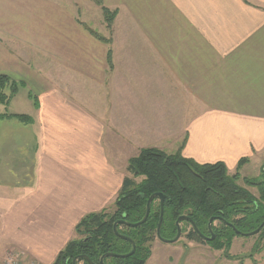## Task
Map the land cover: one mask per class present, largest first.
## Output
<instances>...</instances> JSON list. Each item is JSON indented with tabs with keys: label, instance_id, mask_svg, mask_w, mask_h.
<instances>
[{
	"label": "crops",
	"instance_id": "crops-1",
	"mask_svg": "<svg viewBox=\"0 0 264 264\" xmlns=\"http://www.w3.org/2000/svg\"><path fill=\"white\" fill-rule=\"evenodd\" d=\"M246 1L101 0V35L74 4L0 0V74L18 84L0 103V262L51 264L142 148L260 168L264 0Z\"/></svg>",
	"mask_w": 264,
	"mask_h": 264
},
{
	"label": "trees",
	"instance_id": "trees-1",
	"mask_svg": "<svg viewBox=\"0 0 264 264\" xmlns=\"http://www.w3.org/2000/svg\"><path fill=\"white\" fill-rule=\"evenodd\" d=\"M95 2L100 5L105 25L111 31L116 10L104 6L101 0ZM96 36L110 42V38L99 34ZM107 59L111 65L110 48ZM17 85L9 76L0 74V103L8 101L15 94ZM6 89L8 94L5 93ZM13 115L30 120L25 114ZM246 161L247 158L240 159L238 167ZM126 172L114 200L115 210L112 214L104 210L85 214L75 225L76 237L59 250L51 264H72L74 256L83 254L94 264H101L99 258L104 252H128L130 242L115 234L113 223L118 219L139 221L145 212L146 199L153 192L163 194L160 226L163 238L174 237L175 221L184 215L179 223H186L189 227L186 229L180 225L185 236L190 240L207 242L191 222L201 233L210 235L207 223L213 217L218 226L212 223L214 239L208 242L228 246L233 236L242 235L236 233L234 228L249 232L257 228L264 218V166L257 178L245 179V184L255 187L256 193L240 185L237 172L230 175L223 162L201 164L183 157L179 151L166 153L157 148H142L128 160ZM138 176L142 177L139 181L136 180ZM159 209V199L154 198L144 222L135 226L124 222L117 224V231L134 241L135 250L127 257H105L104 264H145L151 253L150 242L156 237ZM258 235L264 236V225ZM80 263L89 264L82 257L76 262Z\"/></svg>",
	"mask_w": 264,
	"mask_h": 264
},
{
	"label": "rangeland",
	"instance_id": "rangeland-1",
	"mask_svg": "<svg viewBox=\"0 0 264 264\" xmlns=\"http://www.w3.org/2000/svg\"><path fill=\"white\" fill-rule=\"evenodd\" d=\"M62 2L69 3V7L74 4L73 9L76 12L79 25L83 28L86 25L101 35L103 34L106 25L105 22H100L102 13L89 0H61ZM8 109L10 110L9 106ZM4 110L5 108L1 109V111ZM261 163L259 169V165L251 163L246 170L240 171L242 164L236 171L238 183L253 193H256V188L245 184V179L250 180L260 175L264 166V155ZM141 178L138 176L136 180L139 181ZM114 210V202L104 209L108 214H112ZM180 225L186 229L189 228L186 223H180ZM213 225L218 226V222L213 221ZM258 232L252 235H235L230 239L228 246L223 244L219 246L208 241L190 240L185 236L183 230L180 237L174 242H163L155 237L150 242L151 253L146 264H264V236H259Z\"/></svg>",
	"mask_w": 264,
	"mask_h": 264
},
{
	"label": "water",
	"instance_id": "water-1",
	"mask_svg": "<svg viewBox=\"0 0 264 264\" xmlns=\"http://www.w3.org/2000/svg\"><path fill=\"white\" fill-rule=\"evenodd\" d=\"M141 196L143 197L144 195L141 194ZM154 198H158L159 199V205H160V209H159V218H158V222H157V226H156V238H158L159 240L163 241V242H174L176 241L179 237H180V234H181V226H180V223H179V220L182 218V217H185L184 215H181L177 218V220L175 221V224H176V233L174 235V237L172 238H163L161 235H160V226H161V222H162V215H163V194L160 193V192H153L151 193L147 199H146V203H145V212H144V215L143 217L137 221V222H127L125 221L124 219H118L116 220L114 223H113V230L115 232L116 235L118 236H121L123 239L127 240L130 242L131 244V249L128 251V252H125V253H118V252H112V251H107V252H104L100 258H99V261L101 264H104L103 262V259L105 257H108V256H115V257H127L129 255H131L134 250H135V243L134 241L127 235H123V234H120L117 229H116V226L117 224L119 223H122L124 222L125 224H128V225H131V226H135L137 224H140L142 222L145 221V219L147 218V215L149 213V210H150V204L152 202V200ZM213 217L209 218L208 220V223H207V229H208V233L210 235H206V234H203L201 233L196 225L191 222V225L193 228H195L199 233L200 235L202 236V238L206 241H211L212 239H214V233L212 231V223H213ZM264 225V218L262 220V222L259 224V226L257 228H255L254 230L252 231H249V232H241L237 229L234 228V231L238 234H242V235H252V234H255L257 233L260 228ZM82 257L84 258L85 260H87L89 262V264H94L87 255L83 254V255H76L73 257L72 259V264H76L77 260Z\"/></svg>",
	"mask_w": 264,
	"mask_h": 264
},
{
	"label": "built area",
	"instance_id": "built-area-1",
	"mask_svg": "<svg viewBox=\"0 0 264 264\" xmlns=\"http://www.w3.org/2000/svg\"><path fill=\"white\" fill-rule=\"evenodd\" d=\"M0 264H43V263L26 262L24 259L20 258L17 254L9 252L3 257Z\"/></svg>",
	"mask_w": 264,
	"mask_h": 264
},
{
	"label": "flooded vegetation",
	"instance_id": "flooded-vegetation-1",
	"mask_svg": "<svg viewBox=\"0 0 264 264\" xmlns=\"http://www.w3.org/2000/svg\"><path fill=\"white\" fill-rule=\"evenodd\" d=\"M155 199H157V198H155Z\"/></svg>",
	"mask_w": 264,
	"mask_h": 264
}]
</instances>
